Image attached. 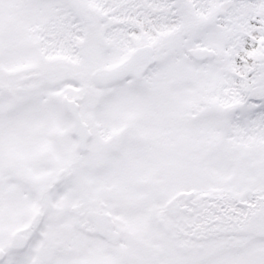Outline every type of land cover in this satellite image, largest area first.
Wrapping results in <instances>:
<instances>
[{
  "label": "snow or ice",
  "instance_id": "1",
  "mask_svg": "<svg viewBox=\"0 0 264 264\" xmlns=\"http://www.w3.org/2000/svg\"><path fill=\"white\" fill-rule=\"evenodd\" d=\"M0 264H264V0H0Z\"/></svg>",
  "mask_w": 264,
  "mask_h": 264
}]
</instances>
